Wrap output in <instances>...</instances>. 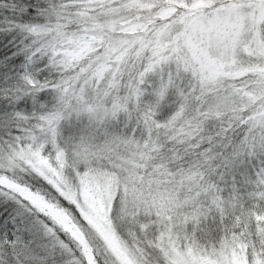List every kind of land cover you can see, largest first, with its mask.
<instances>
[{"label":"snow or ice","instance_id":"6c2138e0","mask_svg":"<svg viewBox=\"0 0 264 264\" xmlns=\"http://www.w3.org/2000/svg\"><path fill=\"white\" fill-rule=\"evenodd\" d=\"M0 264H264V0H0Z\"/></svg>","mask_w":264,"mask_h":264}]
</instances>
